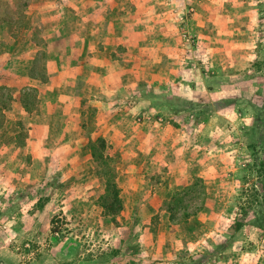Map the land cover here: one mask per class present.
<instances>
[{"label": "rangeland", "instance_id": "rangeland-1", "mask_svg": "<svg viewBox=\"0 0 264 264\" xmlns=\"http://www.w3.org/2000/svg\"><path fill=\"white\" fill-rule=\"evenodd\" d=\"M79 1L0 0V264H264V0H123L139 16H166L191 46L201 22L206 34L221 39L220 48L228 39L232 47L248 46L253 59L250 71L227 70L228 82L203 102L223 127L221 148L213 150L222 162L218 177L206 185L193 174L167 188L166 199L132 196L123 187L117 222L101 205L103 167L44 130L40 87L30 79L40 75L33 68L46 58L39 50L47 34L53 25L74 24ZM32 46L38 53L29 72ZM89 127L91 141L82 150L91 152V143L104 138V157L118 178L115 143L100 127ZM191 183L196 190L188 194ZM172 196L197 197L191 202L197 213L174 229L165 206ZM160 204L165 213L156 212Z\"/></svg>", "mask_w": 264, "mask_h": 264}, {"label": "crops", "instance_id": "crops-1", "mask_svg": "<svg viewBox=\"0 0 264 264\" xmlns=\"http://www.w3.org/2000/svg\"><path fill=\"white\" fill-rule=\"evenodd\" d=\"M123 3L80 0L74 24L53 25L47 34L39 50L46 58L33 68L40 75L30 79L40 87L41 114L48 119L41 126L48 134H60L64 146L78 149L82 159L92 156L82 150L91 141L89 125L100 127L121 160L117 180L130 182L120 186L122 192L166 199L167 188L190 182L193 174L206 185L218 175L215 166L222 162L213 150L221 148L223 127L219 114L203 102L219 94L227 70L250 71L253 53L246 45L230 46L228 39L220 48L221 39L206 34L201 22L192 29L197 46H191L166 16H139ZM34 49L26 53L32 54L26 59L29 72ZM151 112L163 120H136Z\"/></svg>", "mask_w": 264, "mask_h": 264}, {"label": "trees", "instance_id": "trees-1", "mask_svg": "<svg viewBox=\"0 0 264 264\" xmlns=\"http://www.w3.org/2000/svg\"><path fill=\"white\" fill-rule=\"evenodd\" d=\"M106 148V141L104 138H98L96 141L91 143V154L94 160L101 165L103 168L101 170L102 174L107 175L105 192L101 196V205L104 208V213L107 216H110L114 222H117V216L121 213L124 208V202L121 197V188L117 182V176L115 168L108 163V160L104 157L103 150ZM198 181H202L203 178H196ZM205 182V181H204ZM203 183V181H202ZM197 183H191L189 190L191 194L195 192ZM206 189L203 187L204 195H207L205 192ZM197 198V197H196ZM196 198H190L188 201L183 196H172V198L165 202L166 210L170 214V221L175 223L181 220H187L192 215L196 214V206H193L191 202L194 203ZM198 210V209H197ZM182 211L181 218L178 216V213ZM242 222L237 221L234 224L235 229H240ZM57 228V227H56ZM54 229L57 232V229Z\"/></svg>", "mask_w": 264, "mask_h": 264}, {"label": "built area", "instance_id": "built-area-1", "mask_svg": "<svg viewBox=\"0 0 264 264\" xmlns=\"http://www.w3.org/2000/svg\"><path fill=\"white\" fill-rule=\"evenodd\" d=\"M154 118L159 119V121L163 120V117L158 114H154L153 112L147 113L146 115H140L136 119L138 122L152 121Z\"/></svg>", "mask_w": 264, "mask_h": 264}]
</instances>
